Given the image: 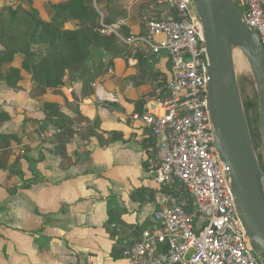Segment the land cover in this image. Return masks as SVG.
I'll return each instance as SVG.
<instances>
[{"label":"crops","instance_id":"crops-1","mask_svg":"<svg viewBox=\"0 0 264 264\" xmlns=\"http://www.w3.org/2000/svg\"><path fill=\"white\" fill-rule=\"evenodd\" d=\"M29 1L48 20V3L64 0ZM126 18L130 33L140 32L136 18ZM96 49L77 75L67 73L60 88L40 96L30 95L25 70L16 87L0 80V264L118 262L148 225L157 188L147 174L153 139L130 115L142 96L141 113L153 105L152 82L132 83L135 58ZM20 63L15 55L3 67ZM156 67L169 76L167 56ZM44 101L73 121L62 142Z\"/></svg>","mask_w":264,"mask_h":264},{"label":"built area","instance_id":"built-area-1","mask_svg":"<svg viewBox=\"0 0 264 264\" xmlns=\"http://www.w3.org/2000/svg\"><path fill=\"white\" fill-rule=\"evenodd\" d=\"M95 5V0H92ZM176 17L144 19V33L124 36L127 18L100 32L153 55L167 56L170 74L155 88L153 105L132 113L153 139L147 174L157 185L148 225L105 264H264L239 217L228 172L219 158L207 104L206 50L191 0H162ZM264 55V0H234ZM179 182L190 200L161 187ZM125 261V262H123ZM80 264H93L81 262Z\"/></svg>","mask_w":264,"mask_h":264},{"label":"trees","instance_id":"trees-1","mask_svg":"<svg viewBox=\"0 0 264 264\" xmlns=\"http://www.w3.org/2000/svg\"><path fill=\"white\" fill-rule=\"evenodd\" d=\"M27 3L30 4V1ZM48 5L51 10L48 20L42 19L35 8L25 7L20 2L6 3L0 7V80L7 86L16 87L21 79V70H25L32 83L31 96L56 90L63 85L67 73L77 75L87 66L92 49L95 48L110 54L111 58H135L136 72L129 78L134 85L142 84L149 78L152 82V97L155 88L165 84L166 76L156 67L160 57L141 48L123 44L113 34L101 33L99 12L104 23H112L130 15L136 18L140 25L139 33L143 34L144 18H175L176 11L173 8L166 4L164 10L161 9L159 0L138 1L133 9L126 7L122 0H95V5L92 0H64L49 2ZM120 33L124 36L132 34L127 26H122ZM15 55L21 57L20 66L4 68L3 64L10 62ZM144 103L143 96L136 100L135 111L141 113ZM246 106L248 108L244 107V111L249 125L248 112H252V107L250 103ZM42 111L45 118L58 129L56 140L64 141L65 132L71 131L72 119L62 113L59 105L53 101H44ZM2 116L3 113L0 112V118ZM254 119L257 122L256 113ZM251 139L254 148L259 151V132H253ZM161 189L180 200L190 202L185 187L179 182Z\"/></svg>","mask_w":264,"mask_h":264},{"label":"water","instance_id":"water-1","mask_svg":"<svg viewBox=\"0 0 264 264\" xmlns=\"http://www.w3.org/2000/svg\"><path fill=\"white\" fill-rule=\"evenodd\" d=\"M207 66V104L214 141L248 237L264 260V55L234 0H191ZM245 57L257 95L260 147L254 149L234 70L233 49Z\"/></svg>","mask_w":264,"mask_h":264},{"label":"rangeland","instance_id":"rangeland-1","mask_svg":"<svg viewBox=\"0 0 264 264\" xmlns=\"http://www.w3.org/2000/svg\"><path fill=\"white\" fill-rule=\"evenodd\" d=\"M138 1H141V0H122V2L126 5V7H129L130 9L135 8V4L138 3ZM159 2H161V9L164 10V5H166L165 2H163L162 0H159ZM2 3L6 4L7 0L0 1V7H1ZM22 3L24 5H26L25 7H27V6L29 7V5H30L26 1H23ZM144 19L146 20V18H144ZM144 19H143V21H144ZM143 21H142V24L144 26ZM95 51H101V50L96 49ZM248 69H246L245 71H243L240 74L236 73V78H237V82H238L243 106L248 108V106H246V105H248L250 103V105L252 107V110H251L252 112L251 113L248 112V115L250 118L248 126H249L250 135H251L253 132L258 131V110H257V105H255V101L257 103V95H256V91H255V86H254V83L252 80L251 71H250V69L249 70ZM252 104H253V106H252ZM255 113L257 116V122L254 119ZM255 151H256V154L258 155V150L255 149Z\"/></svg>","mask_w":264,"mask_h":264},{"label":"bare ground","instance_id":"bare-ground-1","mask_svg":"<svg viewBox=\"0 0 264 264\" xmlns=\"http://www.w3.org/2000/svg\"><path fill=\"white\" fill-rule=\"evenodd\" d=\"M232 55H233L235 74L236 73L240 74L249 68L245 57L243 56V54L241 53V51L239 49L234 48Z\"/></svg>","mask_w":264,"mask_h":264}]
</instances>
